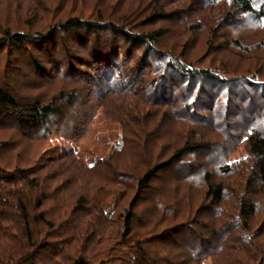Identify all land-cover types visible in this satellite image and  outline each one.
I'll return each mask as SVG.
<instances>
[{
    "label": "trees",
    "instance_id": "trees-1",
    "mask_svg": "<svg viewBox=\"0 0 264 264\" xmlns=\"http://www.w3.org/2000/svg\"><path fill=\"white\" fill-rule=\"evenodd\" d=\"M0 264H264V0H0Z\"/></svg>",
    "mask_w": 264,
    "mask_h": 264
},
{
    "label": "rangeland",
    "instance_id": "rangeland-1",
    "mask_svg": "<svg viewBox=\"0 0 264 264\" xmlns=\"http://www.w3.org/2000/svg\"><path fill=\"white\" fill-rule=\"evenodd\" d=\"M114 129H116V127H114V126H112ZM104 125H100L98 128H97V130L96 131H102V130H104ZM96 134H98L97 132H95ZM94 137H96V136H94ZM100 142V141H99ZM99 142H94V143H97V144H99ZM93 143V142H92ZM93 143V144H94Z\"/></svg>",
    "mask_w": 264,
    "mask_h": 264
}]
</instances>
